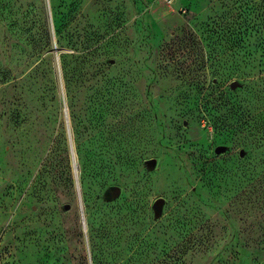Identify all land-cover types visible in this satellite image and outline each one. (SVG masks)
Listing matches in <instances>:
<instances>
[{
	"label": "rangeland",
	"instance_id": "rangeland-1",
	"mask_svg": "<svg viewBox=\"0 0 264 264\" xmlns=\"http://www.w3.org/2000/svg\"><path fill=\"white\" fill-rule=\"evenodd\" d=\"M263 101L264 0H0V264H264Z\"/></svg>",
	"mask_w": 264,
	"mask_h": 264
},
{
	"label": "trees",
	"instance_id": "trees-1",
	"mask_svg": "<svg viewBox=\"0 0 264 264\" xmlns=\"http://www.w3.org/2000/svg\"><path fill=\"white\" fill-rule=\"evenodd\" d=\"M261 40H263V38H261ZM221 105L227 108V113L229 114L228 119H233L237 127H243L247 130L250 129L251 131H260V128H263L262 130H264V124L259 128V123L262 121V117L264 116V101L262 109H260L261 114L259 113L258 115L253 113L254 107H252V105H249L247 108H243L236 104L231 105L228 102ZM206 106H210V103H207Z\"/></svg>",
	"mask_w": 264,
	"mask_h": 264
},
{
	"label": "water",
	"instance_id": "water-1",
	"mask_svg": "<svg viewBox=\"0 0 264 264\" xmlns=\"http://www.w3.org/2000/svg\"><path fill=\"white\" fill-rule=\"evenodd\" d=\"M233 87H235V85ZM65 118H67V121H69L68 114H67V109L65 111ZM68 133H69V140H70V148H71V151H72V162L74 163V169H75V178L77 179V182H78V178H77V164L75 163V149L73 148L72 135L70 133L69 127H68ZM162 203H163V199H159V201L157 202V205H160Z\"/></svg>",
	"mask_w": 264,
	"mask_h": 264
},
{
	"label": "bare ground",
	"instance_id": "bare-ground-1",
	"mask_svg": "<svg viewBox=\"0 0 264 264\" xmlns=\"http://www.w3.org/2000/svg\"><path fill=\"white\" fill-rule=\"evenodd\" d=\"M75 163H76V157H75ZM77 164V163H76Z\"/></svg>",
	"mask_w": 264,
	"mask_h": 264
}]
</instances>
